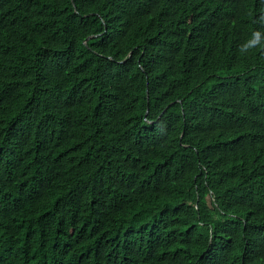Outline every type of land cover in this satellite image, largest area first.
<instances>
[{"label":"trees","instance_id":"obj_1","mask_svg":"<svg viewBox=\"0 0 264 264\" xmlns=\"http://www.w3.org/2000/svg\"><path fill=\"white\" fill-rule=\"evenodd\" d=\"M0 264H264V0H0Z\"/></svg>","mask_w":264,"mask_h":264}]
</instances>
